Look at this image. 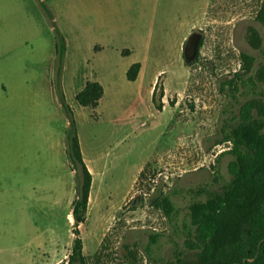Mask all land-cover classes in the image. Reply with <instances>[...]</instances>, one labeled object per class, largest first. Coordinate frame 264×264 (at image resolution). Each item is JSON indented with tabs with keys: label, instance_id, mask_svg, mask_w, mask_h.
<instances>
[{
	"label": "rangeland",
	"instance_id": "rangeland-1",
	"mask_svg": "<svg viewBox=\"0 0 264 264\" xmlns=\"http://www.w3.org/2000/svg\"><path fill=\"white\" fill-rule=\"evenodd\" d=\"M263 1L0 0V264H66L72 129L92 174L78 226L86 264H177L176 247L195 264L180 233L192 197L177 191L229 180L221 130L264 84L235 90L226 81L241 70V53L255 57L253 73L264 63L255 20ZM248 26L260 50L249 46ZM191 34L201 45L187 64ZM158 78L161 111L151 101ZM88 82L103 89L94 108L75 99ZM161 194L178 211L172 222L153 206Z\"/></svg>",
	"mask_w": 264,
	"mask_h": 264
},
{
	"label": "trees",
	"instance_id": "trees-1",
	"mask_svg": "<svg viewBox=\"0 0 264 264\" xmlns=\"http://www.w3.org/2000/svg\"><path fill=\"white\" fill-rule=\"evenodd\" d=\"M255 20L264 26V1ZM246 38L251 48L261 49L262 39L255 27L248 26ZM240 58L242 68L226 81L227 84L235 90L237 82L243 87L249 84L251 88L264 84V63L253 73L255 57L241 53ZM140 67V63L129 67L126 75L129 81L137 79ZM159 82L158 78L151 101L161 111L163 106L156 103L158 89H161L160 101L164 96ZM102 95L98 82H88L75 99L82 107L94 108ZM64 108L69 117V109ZM217 142L231 145L226 152L232 157L228 164L229 180L218 189L200 184L177 191L192 197L187 206V222L180 232L184 236L185 250L194 253L195 264H264V92H253L240 103L237 115L224 125ZM66 143L67 158L75 175V197L71 203L74 239L66 264H86L78 226L85 221L92 174L83 160L73 129L67 132ZM153 206L169 222L176 219L178 211L170 196L161 194ZM151 237L153 243L159 238L158 235ZM173 254L177 264H188L183 251L177 247Z\"/></svg>",
	"mask_w": 264,
	"mask_h": 264
},
{
	"label": "water",
	"instance_id": "water-1",
	"mask_svg": "<svg viewBox=\"0 0 264 264\" xmlns=\"http://www.w3.org/2000/svg\"><path fill=\"white\" fill-rule=\"evenodd\" d=\"M200 41V36L197 34H191L187 40L186 44L183 49V57L187 64H189L191 61H193L197 55L198 50V44ZM188 45L190 46V49L188 50Z\"/></svg>",
	"mask_w": 264,
	"mask_h": 264
},
{
	"label": "flooded vegetation",
	"instance_id": "flooded-vegetation-1",
	"mask_svg": "<svg viewBox=\"0 0 264 264\" xmlns=\"http://www.w3.org/2000/svg\"><path fill=\"white\" fill-rule=\"evenodd\" d=\"M200 36V35H199ZM200 43H201V41H199V44H198V50H199V48H200ZM185 46V45H184ZM188 50L190 49V46L188 45ZM184 49V48H183ZM197 57H198V51H197V55H196V57H195V59L194 60H196L197 59Z\"/></svg>",
	"mask_w": 264,
	"mask_h": 264
},
{
	"label": "crops",
	"instance_id": "crops-1",
	"mask_svg": "<svg viewBox=\"0 0 264 264\" xmlns=\"http://www.w3.org/2000/svg\"><path fill=\"white\" fill-rule=\"evenodd\" d=\"M153 90V89H152ZM152 94V93H151Z\"/></svg>",
	"mask_w": 264,
	"mask_h": 264
}]
</instances>
